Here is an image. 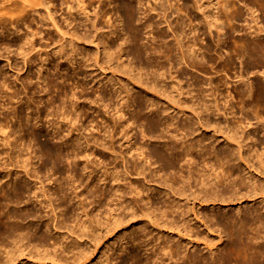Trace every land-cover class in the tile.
<instances>
[{
  "label": "bare ground",
  "instance_id": "bare-ground-1",
  "mask_svg": "<svg viewBox=\"0 0 264 264\" xmlns=\"http://www.w3.org/2000/svg\"><path fill=\"white\" fill-rule=\"evenodd\" d=\"M183 1L182 7L176 9L173 8V0H111V2H108V4L113 3L110 11L118 14L121 18L120 21H122L123 30L128 35L130 43L126 42L127 40L124 42L128 43V46L131 45L129 52L137 62L139 70L136 73L137 65L134 66V69V67L126 66L125 64L127 63L121 66L123 69L120 67L121 71H124H119L118 67L121 64L118 65V61L122 59L121 52L123 51L119 49V54L116 55L114 51H110L111 45L108 43V40L115 38L113 35V32L116 31L115 29L113 32L111 31L112 35L108 33L110 35L107 37L108 39L101 35L103 38H98L99 41L98 43L96 42L98 39L95 38L96 35L94 34L100 29L96 26L97 20H91V14L95 17H100L103 22L110 25L108 7L107 9L105 7L100 9L101 11H99L100 14L98 15L95 10L91 14L88 10V6H93L92 0H0V30L3 32L9 27L10 31L16 33L18 40L15 41V45L20 49L19 53H17L18 58L20 55L22 65L26 69L29 68V72H33L37 80L40 81L42 75L54 69V71L56 70L59 73V77L64 83L65 81L68 82L69 80L65 78L66 74H63V71L65 72L69 67L65 68L62 62L67 60L70 65L73 55L68 53L70 51H67V48L70 47L73 52L78 44H95V53L91 54L85 49L87 58L84 61H88L85 64L86 67L89 65L93 68L92 70L101 74L109 72L113 79L119 75L127 83L132 84L136 89L138 88L140 94V96L131 100L132 105L136 104L135 109L132 110V105L128 101L130 97L129 91L124 90L123 84L119 80L116 82L119 85L118 91L114 90L116 92H113L115 95L109 98L104 92L103 96L94 98V96L92 97L94 94L85 91L87 93L81 95L83 99L80 94L75 97L74 93H72L74 96V98L72 96V99H75V104L74 101L72 103L74 106L76 105V108L79 106V112L76 116L82 115L84 120L90 123V133L87 132V135L83 134L81 123H77V120L82 118H79L80 116L75 118L73 117L74 115H71L72 113L67 114L68 112L66 113L64 110L61 113V119L53 117L52 127L57 129L58 125L65 124V127L67 126L69 130L66 135L76 136V143L63 142L62 146L64 148L62 147V149L50 144L49 138L46 137L39 142L41 153L53 160V162H68V164L66 163L68 166L70 163H74L77 169L73 165L74 168L69 166V171L67 170L69 176L66 183L71 187L69 192L59 189V183V187L56 186L58 190L55 188V191L50 192L46 188L45 179L39 175L41 170L38 172V169H34L32 151L28 152L30 155L28 154L29 156L25 158L24 156L22 158V155H24L22 154V148V151L19 149L18 153H12L16 149L17 141L23 137L20 134L21 132H15L9 125L13 122V119L15 121L21 119L23 108L26 110L30 109L28 113H32V115L30 114L31 116L28 117L35 122L29 135L32 140L40 141V137L44 135L40 129L36 128L38 127L36 121L41 118L43 111L39 108L33 109L30 104L31 100L28 103V101H23L20 98V91L13 89V85L9 83L7 71L5 72L3 67L0 66V114H3L2 122H0V179L9 177L11 181L15 175V182L13 180L9 190L0 185V264H18L20 258L31 260L34 263L48 260L49 264H89L93 261L95 253L103 245V237L99 232L100 227L104 226L106 228V237L118 229H129L131 225L136 223L140 224L139 228L142 229L144 238H135L133 235L134 228L132 232H126L124 236H121L120 239L124 245L119 247L118 250L125 253L127 258L126 260L120 259L118 264H149L153 261L151 257H147L146 261L143 262V253H137L128 246V244L132 245L136 241L138 243L145 241L147 236L146 228H152L153 231L158 233L162 229H165L166 233L175 231L179 237H188L190 243L201 242L211 253L214 244L212 245L209 234H205L206 236L200 238L201 231H199V227L201 226L204 228V233L206 231L209 233L210 231L217 232L219 240L226 235L227 243L222 248V254L216 257L214 262L210 261L206 256L197 253H193L190 256L184 255L182 264H190L189 260L190 262L196 261L194 264H264V209L259 211L256 204H252L249 210L242 211L239 207L233 214H230V212L221 214L216 210L211 212L207 210V212H203L201 210L203 205L206 206H204L205 208L209 207V204L215 206L224 203V205H227L241 199H245L249 203L250 201L257 203L259 200L264 205V127L256 123H250V120H247L252 116L258 121L264 115V84L256 82L250 89L235 88L234 95H232L233 93L229 92L228 88L221 89V86L223 88V86L227 87L226 85L229 84L230 78L227 75L226 79L223 77L225 80L223 78H209L207 80L208 82L210 81V90L205 91L208 93L204 94L212 96L211 100H213V103L202 101L205 96L203 94L204 90L202 91L204 97H200L202 94L198 95L200 88H203L202 86L199 87V80L184 86L179 79V74L184 69L179 72L177 70L179 64L176 65L177 69L174 68L176 62L174 56L178 57V54L174 53L176 49L174 50L173 45L171 46L168 43L169 41L167 42L166 40L169 38V36L167 37L168 28L165 31L164 28L163 30L154 31V37L161 42L160 44L157 43V40L155 42V39L153 42L156 44L153 42V44L142 42L143 33L141 34V31L146 30V33L151 36L152 28L159 24H156L158 18L156 20L155 18L153 19V14L156 13L155 10L158 7L164 12L161 14L164 17L158 14L161 16L159 21L162 22L164 18V21L168 23L169 29L171 28L172 33H174L172 34L173 38L177 39L176 41L182 54L181 60H185L182 63H188L186 65L194 67L200 64L199 61H195L196 56L190 58L189 52L188 54L186 52L197 48V42L203 40H200L199 36L205 35L206 42L200 43H203L201 44V49H203L202 57L207 64L211 66V64L217 63L220 68L225 70L233 66L232 64L238 59L243 65L244 71L248 72L249 69L264 66V28L259 25L260 19L264 20V0ZM96 2L99 4V2H104V0H96ZM161 10H159V13ZM167 10L176 12V17H179L181 11L187 12L189 17V20H187L190 22L187 25L190 26L189 28L193 33V43L188 41L187 35H183L187 36L185 37V39L187 38L186 42L192 44L185 46L179 39L182 36V31L185 30L183 28L181 31L183 26H179L181 18H179L177 25L175 24L172 27V24H170L172 19L170 21V17L167 19ZM66 16L71 17L74 23L80 20L79 23L87 27L88 34L85 32L80 35L76 30L64 25L60 19L67 21L65 19ZM193 21L196 24L192 25L193 27L191 28ZM195 25L196 27H194ZM90 28L95 31L92 36L88 32ZM147 29L150 30L147 32ZM214 31L217 34L223 31L221 33L223 37L220 34L215 35ZM100 43L106 51V61L101 58ZM191 46L194 48L193 50ZM6 47V51L9 47L11 52L10 46ZM6 47H3V49L5 50ZM192 53L194 54V52ZM116 58L119 59L117 65L115 63ZM145 60H147V63L144 64ZM55 61L56 64H53ZM113 61L117 69L112 64ZM179 62L181 63V61ZM164 63L168 64V66ZM206 63H203V65ZM8 67L11 68V66ZM19 67L15 71L18 75L23 68ZM154 67L156 70L153 69ZM142 68L146 70L144 74H142V71H144ZM173 69L177 71H173ZM72 71L75 73L74 69ZM17 74L16 80L20 79ZM24 74V77H21L22 88L30 89V93L34 89L32 94L38 95L29 73ZM74 76L77 75L75 74ZM13 78L15 79V76ZM241 78L243 79L244 77L241 76ZM52 84L53 81L49 80L48 86H53ZM82 85H84L83 88L80 86L82 91L92 88L88 83ZM93 90L91 89V91ZM143 94L145 96H141ZM41 96L42 93L38 95L40 99L42 98ZM64 96L66 98L67 94L64 93ZM148 96L150 97L148 98ZM233 98L237 99H235L236 102H234L235 100L233 101ZM58 99H61V97L59 96ZM58 99H52L51 103H57ZM72 99L70 98V102ZM115 99L118 106L113 103ZM61 100L63 101V99ZM104 100L110 101L109 103H113V105L115 104L116 108L114 106L115 109L113 108L112 114L109 111L110 106L108 109H104L105 111H101V106H103L102 108H107V101L103 102ZM122 100L123 102H121ZM15 101L18 104L16 107H14L15 104L12 105ZM103 103L106 104L104 105ZM159 104L163 107H159ZM149 106L151 109L147 113L145 110ZM198 109L201 110L198 111ZM238 111L241 115H239ZM95 113L96 115L89 118L91 117L90 115ZM106 113L111 115L107 118L105 116ZM173 113L175 114L173 115ZM177 115L180 119L181 117L183 118L180 123L178 118L175 117L176 121L173 117ZM189 115L193 118L191 122L187 120ZM99 118L101 122L97 120ZM139 123L144 127L143 130L139 131L143 139L150 140V145L147 144L148 147L146 148L138 143L136 144V141L133 140L135 134H137L134 131L138 130L136 128ZM87 126L89 127V125ZM170 127H174L173 131L175 133L167 132L171 130L169 129ZM55 129H52L53 134ZM199 130L205 132L210 130L213 135L206 133L209 138L220 135L222 139L219 140L223 143L221 147L224 146L223 148L226 147L227 149H218L216 146L204 143L207 136L201 135L198 139L191 142L188 141V143L186 142L188 139L185 140L186 138H183V136L191 137ZM15 134H19V139ZM179 134L180 137H178ZM30 148V145H27V149L30 150ZM211 157H213V160ZM202 162L205 164L202 168H199L198 165ZM152 165H155L154 167H157V169L153 170ZM49 178L51 179V176ZM50 179L48 180L50 181ZM19 180H23V183L17 184L16 182ZM30 180H32L31 185L29 183ZM95 180L96 182H94ZM150 181H153L154 185H149ZM46 182L48 184V181ZM81 186L84 187L85 191L87 190L86 197L96 195L99 198V204H101L100 199L108 200V202L111 201L112 203L116 201L115 205L118 206L120 204L118 208H122V210L118 213L116 211L117 207L114 208L115 205L113 208L108 207L107 211L109 213L107 212V214L109 216L106 218V222L101 221L97 209V212L95 211L96 213H94L93 209L85 207V197H81L84 195H81L83 191L78 190ZM89 187L90 189L88 190ZM30 193H33L31 197L34 196V199L38 197V200L35 199L40 205L38 211L48 207V211L53 216V219L49 221L62 216V213L57 214L56 208L65 207L68 202L74 200L75 202H71L75 203L73 204L74 206L66 213L77 211L84 219L80 223L73 225L70 230H66V235L65 233H60L59 239L71 247L72 241L69 235H76L78 239L84 238L88 245V250L78 246L77 250L70 256V260L62 259L61 256L58 257L57 250H54V253L51 254L48 248L44 247L45 236L39 232V224L34 223L42 218V212L31 211L26 206L24 210H4V207L9 204H21L23 198L29 197ZM52 194H56L60 199L58 207L52 201V197L54 198L56 195L52 196ZM129 194L134 195L132 197H135V201L127 199ZM154 195L160 197V201H154V197L152 198ZM31 197H29L30 200ZM27 203L28 201L25 204ZM142 203L143 206L140 207ZM197 205L199 208H197ZM182 206L185 207L183 208ZM64 209L66 210V208ZM188 217L189 219H187ZM44 220L40 226L49 231L51 223L48 220ZM143 222H145L144 226ZM62 226V222L59 221L53 228L56 232L61 230ZM166 236L169 239L170 236L168 234ZM164 239L159 238L158 241L156 239L153 241V244H158L159 253L167 256L168 260H173L176 256H180L182 242L178 238L177 240L170 238L169 241L174 242V245H171L165 243ZM148 240H153V236L148 237ZM59 241L53 240V246L57 248ZM152 252L153 250L151 249L145 254L149 256ZM111 262V254L105 252L94 264H113Z\"/></svg>",
  "mask_w": 264,
  "mask_h": 264
},
{
  "label": "rangeland",
  "instance_id": "rangeland-1",
  "mask_svg": "<svg viewBox=\"0 0 264 264\" xmlns=\"http://www.w3.org/2000/svg\"><path fill=\"white\" fill-rule=\"evenodd\" d=\"M93 1V6H88V10L90 11V14L91 13H93L94 12V10L96 11V12H98V15L100 14L99 13V11H101L100 9H104V7H105V9H107V7H108V12H109V16L108 17H110L109 19H110V21H111V23H110V25H109V23L107 24V23H105V22H103V20L102 19H100V17H95L93 14H91V20L92 19H95V21H96V26L100 29L97 33H95V31L93 30V29H89V34L92 36L94 33V35H96L95 36V38L96 39H98V38H103L101 35H103L104 37H109L110 35H108V33L109 34H111L112 35V32L114 31V29L117 31H115V32H113L114 34V36H115V38H113V39H111V40H108V43H109V45H111L110 47H111V49H110V51L112 52V51H114V53L116 54V55H118L119 54V49H122V51L124 52H121V58L122 59H120V61L122 62H120V61H118L119 59L118 58H116L114 61H115V63H116V65H117V61H118V65H120L118 68L120 69V67L123 65L124 66V64L125 63H127V64H125L126 66H130V68L132 67H134L135 65H137V62L135 61V59L133 58V56L130 54V48H131V45L130 46H128L129 44L128 43H130V41H129V38H128V35L126 34V32L123 30V25H122V21H120L121 20V18L118 16V14H114V12L113 11H110V8L113 6V3H109L108 4V2H111V0H104V2H99V4H98V2H96V0H92ZM103 1V0H102ZM172 1V0H171ZM175 1V2H174ZM175 4H174V3ZM173 2H172V5H173V8L174 9H176V8H181L182 7V3L184 2L183 0H173ZM96 4H98V5H96ZM112 5V6H111ZM167 5V4H166ZM99 7V8H97V7ZM178 6V7H177ZM96 8H97V10H96ZM157 10H155L156 11V13H154L153 14V19L155 18V20L158 18V20H156L157 21V23L156 24H158V25H160V26H156V27H154V28H152L153 29V31L151 30V32H153V33H151L150 32V35L152 36H149V33L147 34L146 33V30H143V31H141V34H142V42H144V43H146V44H148V43H150V44H156L155 42H157L158 44H160L161 42H159V40L158 39H156V37H154L155 35V33H154V31H156V30H163V28H164V31L168 28L169 29V27H168V23L167 22H165L164 21V16L163 15H161V14H163L164 12H162V10L161 9H159L158 7L156 8ZM173 9V10H174ZM159 10H161V12L159 13ZM173 10H172V12H171V10L169 11V10H167L166 11V15L168 16V18L167 19H169V17H170V19H169V21L171 20V22H170V24H172V27L173 26H175V24L177 25V22L179 21V18H181L180 19V21H179V23H181V24H179V26L180 27H182V29H181V31L183 30V28H185V30H183L182 31V36H180V40L182 41V43L186 46L187 44H192L193 42L192 41H194V38H193V33L191 32V30H190V26H188L189 25V17L187 16V12L186 11H181V14L179 15V17H176V15L175 14H177L176 12H173ZM42 11V10H41ZM142 11H143V9H142ZM169 11V12H168ZM168 12V13H167ZM161 15V16H163L162 18H163V24H162V22L161 21H159L160 20V18H161V16H159V15ZM170 16H169V15ZM186 16H185V15ZM172 17V18H171ZM175 17V18H174ZM119 18V19H118ZM177 18H178V20H177ZM65 19L67 20V21H64V20H62V19H60V21L61 22H63L64 23V25H68V27L69 28H71V29H74V30H76L80 35H82V34H84L85 32L87 33V27H85L84 25L82 26V24L81 23H79L80 22V20H79V22L78 21H76L75 23H74V21H72V18L71 17H69V16H66L65 17ZM112 19V20H111ZM117 19V20H116ZM175 19V21H173ZM188 19V20H187ZM101 20V21H100ZM154 20V21H155ZM182 20V21H181ZM261 20V21H260ZM259 21V25L261 26H263L262 28H264V20L261 18ZM92 21H94V20H92ZM109 21V22H110ZM172 21H173V23H172ZM182 22H183V24L185 25V23H186V25L184 26L183 24H182ZM189 22V23H188ZM195 22L197 23V21L195 20ZM194 21L192 22V24H191V28L193 27L192 25H194V24H196ZM105 23V24H104ZM162 24V26H161V24ZM187 23H188V25H187ZM107 24V25H106ZM174 24V25H173ZM101 27V28H100ZM121 27H122V31H121ZM158 27V28H157ZM166 27V28H165ZM194 27H196V25L194 26ZM103 28V29H102ZM160 28V29H159ZM86 29V30H85ZM101 29H102V31H101ZM167 29V37L169 36V38H167L166 40H167V42L172 46L173 45V49L175 50V52L174 53H177L178 54V57L177 56H174L175 58H174V60L176 61L175 62V67L174 68H176L177 66V64H179L178 66L180 67H178V69L177 70H179V72H180V70H182V69H184L183 71H181L180 72V74H179V72H178V74H179V79H180V81H181V83H182V85H184V86H187V85H189V84H191V82H194V81H198V83H199V87H203V88H200V93H198V95L200 94H202V91H203V94L204 93H206L205 91H208V90H210V88H209V82H208V80H209V78H213V79H219V78H225L226 79V75L230 78L229 79V84L228 85H226L227 87H225V86H223V88H222V86H221V89H226V88H228L227 90L230 92H232L231 94L232 95H234V91L236 90V89H250L251 88V86L252 85H254V83H256V82H261V83H263L264 84V66H259V67H256V68H253V69H249L248 70V72H245L244 71V67H243V65L241 64V62H239L240 60H238V59H236L237 61H235L232 65L233 66H231V67H229V68H226L225 70H223L222 68H220V66H218L217 65V63L215 64V63H213V64H211V66H210V64H207L206 63V61L203 59V49H201V44H203V43H205L206 41L205 40H207L206 39V36L205 35H201V36H199L200 37V40H202V41H199V39H198V41L199 42H197L198 43V45H196V47L197 48H193L192 46V48L191 47H189V48H191L193 51H187L186 52V50H185V52L188 54V52H189V55H190V58H194V56H196L197 58H195L196 60V62H198L199 61V65L198 66H190V65H186V64H188V63H182L183 62V60L184 59H182L181 60V58H182V54H181V49H180V47H179V45H178V43H177V39L174 37L173 38V35L172 34H174V33H172V31H171V28L168 30ZM188 29V30H187ZM213 29H215V28H213ZM150 29H147V32L149 31ZM1 31V30H0ZM109 31V32H108ZM112 31V32H111ZM171 31V32H170ZM186 31V32H185ZM2 32V31H1ZM0 32V66H2L3 67V69H4V71L6 72V74H7V76H8V78H9V83L11 84V85H13V89H18V91H20L19 93H21V95H20V98L21 99H23V101H28V103H30L31 104V107L33 108V109H37V108H39V109H41L42 111H43V114L41 115V118L40 119H38V121H36L37 122V126L38 127H36V128H38V129H40L41 130V133L44 135V136H41L40 137V141H34V140H32V138L30 137V135H29V132H31V130L33 129V126H34V120H32V119H30L29 117L32 115V113H28V112H30V111H28V110H30V109H25V108H23V112H22V116H21V119L19 120V121H15V119H13V122H11L9 125H11L10 126V128L13 130L14 129V131L15 132H17V133H20L21 135H22V137L23 138H20V140H18L17 142V146H16V149L15 150H13L14 152H12V153H15V152H17L19 149L21 150V148H22V154H24V155H22V158H23V156H24V158L25 157H27V156H29L30 155V153H28V152H31V154L34 156V158H33V164H34V169L35 170H37L40 174V177L41 178H43V179H45V183H46V188H48L49 190H50V192H52V191H55L56 189L58 190V187H59V185H58V183L60 184V188L59 189H62L63 191H68L69 192V190H70V185H67V181H68V176H69V170H68V168H70L71 166H72V168H74V166H75V169H77V166L76 165H74V163L72 164V163H70L69 164V166L67 165L68 164V162H60V161H54L53 162V160H51V159H49V158H47L46 156H44L42 153H41V150H40V144H39V142H41L42 140H44L46 137L47 138H49L48 140H49V143L50 144H53L54 146H57L58 148L60 147V148H62L63 146V142L64 143H76V139H75V137L76 136H74V135H66V133H67V131L69 132V130H68V127L66 128L65 127V124H61V126L60 125H58V128L57 129H59V127H60V131L59 130H57V129H55V127L53 128L52 127V125H51V122L52 121H54V119H53V117L56 119V118H58V119H61L62 118V115H61V113L65 110V112L67 113V114H71L73 117H79L80 115V113L78 114L79 116H76L77 115V113L79 112L78 111V109H79V106L76 108L75 106H74V104H75V99L73 100L72 99V96H73V94L72 93H74V96L75 97H77V96H79V94H80V96L83 94V93H87V92H90L91 94H94V95H92V97L94 96V98L95 97H100V96H103L104 95V93H105V95L107 96L108 95V98L110 97V96H114L115 95V91L117 90L118 91V89H119V85H117V80H119V81H121L122 82V84H123V88H124V90H127V91H129L128 93H129V95H130V97H129V99H128V101H129V103H131L132 101L131 100H133V99H135V98H137V96H140V94H139V89L137 90L136 89V87H133L132 86V84H129V83H127V81H125V79H123L122 77H119V75H117L116 76V78L115 79H113L110 75H109V72H106V74H101V73H99L98 71L96 72L95 70H92L93 68H91L89 65L86 67V63H88V61H84V59L85 58H87V55H86V51H89L91 54H93V53H95V51L96 50H94V49H96V46H95V44H85V45H83V44H78V45H76V48H75V51H73L72 52V50L70 49V47L69 48H67V51H70V52H68V53H70L71 55H73V57H72V59L73 60H75V61H73L72 60V62L70 63V65H72L71 67H70V65H69V63L67 62V60H65V61H63L62 63L65 65L64 67L66 68V67H69V68H67L66 70H65V72L63 71V74H66L65 75V78H67L69 81L68 82H66L65 81V83L62 81V79L59 77V73L55 70L54 71V69H51L50 71H48V73L46 74H44V75H42V79L39 81V80H37V77L35 76V74L33 75V72L31 73V71L29 72V68L28 69H26V67H24L23 65H22V62H21V58H20V55H19V58H18V54L17 53H19V51H20V49H19V47H17L16 45H15V41H17L18 39V37H17V35H16V33L14 32H12V31H10L9 30V27L8 28H6L2 33ZM100 32V33H99ZM170 32V33H169ZM184 32V33H183ZM190 32H191V34H190ZM223 31H221L220 33H218V34H220V36L221 37H223V35L221 34ZM118 33V34H117ZM123 33V34H122ZM170 35H169V34ZM196 33H197V31H196ZM88 34V33H87ZM106 34V35H105ZM187 35V36H184V35ZM214 34L215 35H218L217 34V32L216 31H214ZM118 35V36H117ZM120 35V36H119ZM126 35V36H125ZM118 38H117V37ZM175 36V35H174ZM16 37V38H15ZM154 37V38H153ZM183 37V39H185V37H187L188 38V41L189 42H192V43H189V42H186V40H187V38L185 39V40H183V39H181ZM198 37V38H199ZM124 38H125V40H124ZM128 38V39H127ZM190 38V39H189ZM193 38V39H192ZM95 39V40H96ZM108 39V38H107ZM122 41H120V40ZM155 39V40H154ZM127 40V41H126ZM144 40V41H143ZM153 40L155 41V42H153ZM157 40V41H156ZM191 40V41H190ZM98 41H99V39L98 40H96V42L98 43ZM110 41V42H109ZM124 41H126V42H128V43H126V42H124ZM146 41V42H145ZM148 41V42H147ZM153 42V43H152ZM200 42H203V43H200ZM5 43V44H4ZM14 43V44H13ZM120 43V44H119ZM122 43V44H121ZM124 43H125V45H124ZM186 43V44H185ZM127 44V45H126ZM5 45V46H4ZM10 46V50H11V52L9 51V47H8V52L6 51V49H7V47L6 46ZM120 45H122V46H120ZM99 46H100V49H99V51H100V55H101V58L103 59V60H105L106 61V59H107V56H106V51H105V49H104V46H102V44L100 43L99 44ZM175 46V47H174ZM185 46H184V49H185ZM198 46H200V48H198ZM3 47H6L5 48V50L3 49ZM102 47H103V49H102ZM118 47V48H117ZM130 47V48H129ZM85 49H86V51H85ZM118 51V52H117ZM177 51V52H176ZM73 54H72V53ZM103 52H105L104 54H103ZM191 52H194V54L192 53L191 54ZM214 54H215V52H213ZM224 53V52H223ZM176 54V55H177ZM16 55H17V57H16ZM86 55V56H85ZM188 55V56H189ZM192 55H193V57H192ZM217 55V54H216ZM225 55V54H224ZM223 55V56H224ZM8 58H7V57ZM181 56V57H180ZM84 57V58H83ZM7 58V59H6ZM8 59H10L9 61H7ZM76 59H77V61H76ZM178 59V60H177ZM201 59V60H200ZM80 60H82V61H80ZM80 61V62H79ZM114 61H113V65L115 64L114 63ZM147 60H145L144 61V64L145 63H147L146 62ZM179 61H181V63H182V65H181V63L179 62ZM185 61V60H184ZM205 61V62H204ZM12 62V63H11ZM20 62V63H19ZM85 62V63H84ZM10 65H9V64ZM56 64V61L55 62H53V64ZM82 65H81V64ZM203 63H206V64H204L203 65ZM18 64V65H17ZM46 64H48V62H46ZM69 66H68V65ZM84 64V65H83ZM165 64V63H164ZM19 65H20V67H19ZM80 65V66H79ZM116 65H114V67L116 68ZM132 65V66H131ZM165 65H167L168 66V64H165ZM181 65V66H180ZM200 65H203V66H200ZM8 66H11V68L10 67H8ZM17 67H19V68H22V72L20 71L19 72V75L17 74V72H15L16 71V69H18ZM122 68V67H121ZM8 69V70H7ZM75 70V73H73V71L72 70ZM117 69V68H116ZM123 69V68H122ZM134 69H135V67H134ZM143 70H144V68H142ZM153 69H155V67L153 68ZM176 69H173V71L174 70H176ZM53 70V71H52ZM60 70V69H59ZM148 70V69H147ZM156 70V69H155ZM176 70V71H177ZM18 71V70H17ZM27 71V72H26ZM72 71V72H71ZM119 71H121V69L119 70ZM124 70H122L121 72H123ZM138 65H137V69H136V73H138ZM134 72H135V70H134ZM146 72V70H144V71H142V74H144ZM24 73H26V74H28L29 73V75H30V78H32V83L34 84L33 86H34V88L36 89V91L38 92H36V94H41L42 93V98L40 99L39 97H38V95H33L32 94V92L34 91V89L33 90H31V93H30V89H25L24 87L22 88V86H23V82H22V85H21V77H24ZM73 73V74H72ZM183 73V74H182ZM241 73V75L239 76V74ZM16 74L18 75V77H20V79L18 78L17 80H16ZM77 75V76H74V75ZM237 75H238V77H237ZM15 76V79L13 78ZM35 76V77H34ZM144 76V75H143ZM193 76V77H192ZM241 76H243L244 78V80L241 78ZM78 77V78H77ZM197 77V78H196ZM77 78V79H76ZM194 78H195V80H194ZM223 78V80H225ZM240 78H241V80H243V81H241L240 80ZM23 79V78H22ZM66 79V80H67ZM74 79H75V82H74ZM79 79V80H78ZM208 79V80H207ZM49 80H52L53 81V86H48V81ZM14 81H16V82H14ZM38 81V83H36L35 84V82H37ZM79 84H78V83ZM14 83H15V85H14ZM86 83H88L89 85H91V89L94 91H91V89L89 90H84V91H82V88H83V86L84 85H82V84H85L86 85ZM76 84H78L77 86H76ZM89 85H88V88H89ZM80 86L82 87V88H80ZM236 88V89H235ZM80 89H81V91H80ZM111 90V91H110ZM115 90V91H114ZM11 91V90H10ZM85 91H87V92H85ZM96 91V92H95ZM40 92V93H39ZM104 92V93H103ZM108 92H110V93H108ZM113 92H115V93H113ZM124 92V91H123ZM64 93H66L67 94V97L65 98V96H64ZM96 93V94H95ZM101 93H103V94H101ZM112 93V94H111ZM208 93V92H207ZM206 93V94H207ZM209 93H210V91H209ZM72 94V95H71ZM99 96H98V95ZM111 94V95H110ZM123 94V93H122ZM203 94L200 96V97H206L207 95L206 94H204V96H203ZM97 95V96H96ZM26 96H27V98H26ZM59 96L61 97V99H63V101H64V103H63V101L61 100V99H58L59 98ZM74 96H73V98H74ZM141 96H145V94H143V95H141ZM30 97V98H29ZM63 97V98H62ZM82 97V96H81ZM85 97V96H84ZM150 96H148V98H149ZM205 97L204 98H202V101H210V103H213V100H211L212 98V96L210 97V95H208L207 97H206V99H205ZM29 98V99H28ZM70 98L72 99L71 100V102H70ZM144 98V97H143ZM24 99H26V100H24ZM28 99V100H27ZM52 99H58V102H60V103H55L56 104V106H55V104H52L51 103V100ZM82 99H83V97H82ZM205 99V100H204ZM236 98H233V101L235 100ZM31 100V101H30ZM33 100V101H32ZM66 100V101H65ZM237 100V99H236ZM236 100L234 101V102H236ZM30 101V102H29ZM72 101H74V104L72 103ZM107 100H104L103 102H106ZM136 101H138L137 99H136ZM110 102V101H109ZM108 101L106 102V103H103L104 105L106 104L107 105V108H102L103 106H101V111H105L106 109H108V107H109V111L111 112V114L113 113V108H114V106H115V104L117 103L116 102V99H115V102L113 101V103H115L114 105H113V103H109ZM121 102H123V100L121 101ZM17 102L15 101L12 105H14V107H16L18 104H16ZM63 103V104H62ZM57 104H59L58 106H57ZM73 104V105H72ZM108 104H111V105H108ZM61 105V106H60ZM81 105V104H80ZM83 105V104H82ZM100 105H101V103H100ZM117 105V104H116ZM130 105H132V103L130 104ZM135 103L131 106V109L132 110H134L135 109ZM63 106H65V107H63ZM73 106V107H72ZM113 106V107H112ZM118 106V105H117ZM63 107V108H62ZM112 107V108H111ZM159 107H163V106H161V104H159ZM31 108V109H32ZM65 108V109H64ZM76 108V109H75ZM115 108H116V106H115ZM114 108V109H115ZM194 108V107H193ZM105 109V110H104ZM112 111H111V110ZM151 109V107L149 106V108L147 109V110H145V112H147L148 113V111ZM196 109H197V107H196ZM1 110V109H0ZM201 109H198V111H200ZM238 113H239V111H238ZM31 114V115H30ZM107 114V115H106ZM105 114V116L108 118L111 114L110 113H106ZM175 113H173V115H174ZM204 114V113H203ZM94 115H96V113L95 114H92V115H90L91 117H89V118H92ZM172 115V114H171ZM239 115H241L240 113H239ZM29 116V117H28ZM61 116V117H60ZM128 116V115H127ZM202 116H204V115H202ZM3 117V114H0V122H2V118ZM82 117V118H81ZM174 118L176 117V118H178V122L180 123L181 121H183V118L181 117V119L178 117V115L177 116H173ZM79 118H81L80 120H77V123H81L80 125H82V131H83V134L85 135L87 132H89L90 133V131H89V128H90V123L88 122V121H85L84 120V116H80ZM175 118V120L177 121V119ZM192 117H191V115H189V118L187 119L188 121H193V118L191 119ZM28 119V120H27ZM57 119V120H58ZM180 119V120H179ZM221 119H222V117H221ZM84 120V121H83ZM98 121L99 120H101L100 118L99 119H97ZM250 123H253V124H257V125H261V126H263L264 127V115L262 116V119H259L258 121L256 120V119H254L252 116H250V118L249 119H247ZM26 121H28V122H26ZM80 121V122H79ZM82 121V122H81ZM3 122H5V120H3ZM16 122V123H15ZM99 122H101V121H99ZM83 123V124H82ZM88 123V124H87ZM50 124V125H49ZM85 124V125H84ZM84 125V126H83ZM87 125H89V127L87 126ZM88 127V129H86L87 127ZM85 128V129H84ZM52 129H55L54 131H55V133L57 134H53V130ZM136 129H138L137 131L135 130L134 132L135 133H137V134H135V136H134V139L133 140H135L136 141V144L138 143L140 146H145L144 148H146V147H148V145L147 144H149L150 145V140H146V139H143V136L140 134L141 132H139L140 130H143L144 129V127H143V125L141 124V123H139V126L137 125V128ZM169 129H171V130H169ZM169 129H167V130H169V131H167V132H169V133H175V131H173V129H174V127L172 128V127H170ZM17 130V131H16ZM84 130H85V132H84ZM87 130V131H86ZM57 131V132H56ZM59 131V132H58ZM95 133V132H94ZM210 135L211 134V136L213 135V133L209 130L208 132H205V131H203V130H199V131H197L196 133H195V135H192L191 137H184L183 135H181V136H183V138L185 139V140H187L186 142L188 143V141H193V140H195V139H198V137H200L201 135L202 136H204V137H208V135ZM51 136H50V135ZM66 136H65V135ZM68 134V133H67ZM88 134V133H87ZM86 134V135H87ZM96 134V133H95ZM16 135V137H18V135L17 134H15ZM15 135H14V138H15ZM47 135V136H46ZM64 135V136H63ZM53 136V137H52ZM65 137H67V138H65ZM70 137V138H69ZM72 137V138H71ZM73 137H74V139H73ZM178 137H180V134L178 135ZM205 138V141H204V143H209L211 146H216L218 149H223V150H226L227 148L225 147V148H223V147H221L222 145H223V143H221V140H219V139H222V138H220V135L219 136H216V137H212V138ZM61 138H63V139H61ZM182 138V139H183ZM216 138H218V139H216ZM17 139V138H16ZM18 139H19V137H18ZM73 139V141H71ZM38 142V143H37ZM69 143V144H70ZM157 143V142H156ZM27 145H30V150L29 149H27ZM139 145H137V146H139ZM64 148V147H63ZM62 148V149H63ZM19 150V151H20ZM29 150V151H28ZM18 153V152H17ZM16 154V153H15ZM29 154V155H28ZM26 155V156H25ZM212 158V160H213V157H211ZM70 160V159H69ZM139 161H142V160H139ZM53 164H52V163ZM78 162H79V160H78ZM67 163V164H66ZM204 162H202V163H200L199 165H198V167L199 168H202L203 166H204ZM74 165V166H73ZM153 166V165H152ZM155 166V165H154ZM153 166V170H156L157 169V167H154ZM156 166H157V164H156ZM156 168V169H155ZM68 170V171H67ZM159 170V169H158ZM51 176V179L49 178ZM48 178V179H50V181L48 180V179H46V178ZM24 178V177H23ZM22 178V179H23ZM149 179V178H148ZM2 180V181H1ZM13 180H14V182H15V175L12 177V179H11V181H10V179H9V177H4L3 179H0V185H2L6 190H9L10 189V185L13 183ZM24 180V179H23ZM22 180V181H23ZM21 180H19V181H17L16 183L17 184H20V182L21 183H23ZM46 181H48V184H47V182ZM19 182V183H18ZM94 182H96V180L94 181ZM152 182V183H151ZM30 185H31V183H32V180H30ZM62 184V185H61ZM154 185V182L153 181H150L149 182V185ZM56 186H58V187H56ZM63 186V187H62ZM56 188V189H55ZM90 189V187L88 188V190ZM79 191H83L82 193H81V195H83V196H81V197H85L84 198V204H85V207L87 208V209H93V211H94V213H96L97 211H96V209L98 210V212L97 213H99V216H100V218H101V221H104V222H106V218H108V214H107V212L109 213V211H107L109 208H113L114 207V205H115V203H116V201H114L113 203L111 202V201H109L108 202V200H103V199H100V202H101V204H99L98 203V200H99V198L96 196V195H93L92 197H86V193H87V190L85 191L84 190V187L83 186H81L79 189H78ZM77 190V192H79ZM80 193V192H79ZM86 194V195H85ZM33 195V193L31 194L30 193V196L29 197H31ZM54 195H56V194H52V196H54ZM133 195V194H132ZM132 195L131 194H129V195H127V199L128 200H134L135 199V197H132ZM95 196V197H94ZM129 196V197H128ZM134 196V195H133ZM28 196L27 197H24L23 198V201L21 202V204H19V205H16V204H9L8 206H5L4 207V210L5 211H14V210H24L25 209V206L29 209V210H31V211H34V212H37L38 211V209L40 208V205H39V203L36 201V200H38V197H37V199H36V197H35V199H34V196L33 197H31V200H30V198H29ZM154 197V198H153ZM152 198H153V200L154 201H160V197H158L157 195H154V196H152ZM152 198H151V200H152ZM39 199H40V197H39ZM35 202H34V201ZM256 200V199H255ZM28 201V203L27 204H25L26 202ZM52 201H53V203H54V205L56 206V207H58L59 206V202H60V199L57 197V195L56 196H54V198L52 197ZM72 201H74V200H72ZM71 201V202H72ZM135 201V200H134ZM257 201V200H256ZM259 201V200H258ZM257 201V203L256 202H254L253 201V203H252V201H250V203L247 201H245V199H241V200H238L237 202L235 201V202H233V204L231 203V204H225L224 205V203L222 204H220V205H215V206H213V205H210L209 204V207H207V208H205L206 206L205 205H203V207L201 208V210L203 211V212H205L206 210L207 211H209V212H211V211H213V210H216V211H218L219 213H221V214H224V213H226V212H230V214H233L236 210H237V208H241V210L242 211H244V210H249V208H251V206H252V204L253 205H255L256 204V207H257V209L259 210V211H263V209H264V205H262V203H260V201L258 202ZM71 202H68L66 205H65V207L64 206H61L60 208H61V211H60V208L58 207V208H56V212H57V214L59 215L60 213H62V216H60V217H58V219L57 218H55L53 221H49L50 219H53V216H52V214L50 213V211H48V207H44L43 209L44 210H39L38 212L39 213H41V215H42V218L39 220V221H35L34 223H38L39 224V227L38 228H40L38 231L39 232H41V234L42 235H44L45 237V240H44V247L45 248H48V251L51 253V254H53L54 253V250L57 252V254H58V257H60L61 256V258L63 259H69L70 260V256L72 255V253L73 252H75L76 250H77V248H78V246H81L84 250H88V245L86 244V241H85V239L84 238H76V235H69V237L71 238V241H72V245H71V247H69V246H67L66 245V242H62L61 241V239H59L60 238V233L61 234H63V233H65V235L67 234L66 233V230H70L71 228H72V226L73 225H75L76 223H80L81 221H82V219H84V217L82 216H80L79 214H78V212L76 211V212H72L71 213V211H69V212H67L66 213V211H68L69 209H71V207L72 206H74L73 204H75L74 202L73 203H71ZM179 202H182V201H179ZM183 204V203H182ZM195 204H197V203H195ZM203 204H205V203H203ZM120 204H118V206H119ZM150 205V204H149ZM230 205V206H229ZM118 206H116L115 205V207L114 208H116L117 207V210L116 211H118V213H120V211L122 210V208H118ZM143 206V203L142 204H140V207H142ZM164 206V205H163ZM162 206V207H163ZM205 206V207H204ZM213 206V207H212ZM109 207V208H108ZM161 207V208H162ZM183 208L185 207V206H182ZM64 208H66V210L64 209ZM108 208V209H107ZM164 208V207H163ZM197 208H199V206L197 205ZM205 208V209H204ZM47 211V212H46ZM96 211V212H95ZM206 211V212H207ZM106 214H107V216H106ZM190 218H192V217H190ZM45 219V220H44ZM187 219H189V217L187 218ZM49 221V223H51V225H50V228L48 229L49 231H47V230H45V228L44 227H42V226H40V224L42 223V221ZM62 222V224H63V226H62V228H61V230H59V231H56L55 232V229L53 228L54 227V225L57 223V222ZM184 222V221H183ZM182 222V223H183ZM144 223L145 222H143V226H144ZM193 223V222H192ZM131 224V223H130ZM129 224V225H130ZM181 224V223H180ZM139 226H140V224L139 223H136L135 225H131L130 226V228L129 229H123V230H116L114 233H112V234H109V235H107L106 237H105V232H106V228L103 226V227H100L99 228V232H100V235L103 237V245L101 246V248L99 249V251H97L96 253H95V255H94V259H93V261L92 262H90L89 264H94L98 259H99V257L100 256H102L105 252L106 253H108V254H111V260H112V262L111 263H113V264H118V261L120 260V259H124V260H126V258H127V255L125 254V253H122V252H119V250H118V248L119 247H122L124 244L121 242V239H120V237L121 236H124L125 234H126V232H132V229L134 228V233H133V235H134V237L135 238H137V237H139L140 239H143L144 238V233H143V231H142V229L141 228H139ZM165 230V229H164ZM163 229L160 231V233H158V232H156V231H153V229L152 228H146V233H147V236L145 237V241H143V242H140V243H138L137 241L136 242H134V244H132V245H130V244H128V246H130L131 247V250H134V251H136L137 253H139V252H141V253H143L142 254V261L143 262H145L146 261V258L147 257H151L152 258V262H150L149 264H182V257L185 255V256H190L191 254H193V253H197V254H201V255H203V256H206L210 261H215V258L216 257H218L219 255H221L222 254V248L226 245V243H227V237H226V235H224V238H222L221 240H219V238H218V234H217V232H211L210 231V233L209 232H203L204 231V228L201 226V227H199V231H201L200 232V238H202V237H204V236H206L205 234H209V238H210V241H212V245L214 244V247H213V249H212V252L210 253V251L201 243V242H198V243H195V242H192V243H190V240H189V238L188 237H179V236H177V234H176V232L175 231H168V233H166L167 231H164ZM59 234H58V233ZM203 232V233H202ZM166 234H168L170 237H169V239L170 238H172V239H176L177 240V238L179 239V241H181L182 242V245L180 246V250H181V254H180V256H176L175 258H173V260L171 259V260H168V258H167V256H165V255H163L162 253H159L160 252V248L159 247H157L158 246V244L157 245H155V244H153L154 242V240L156 239L157 241H158V239L159 238H161V239H164L165 237H166V239H164L166 242L165 243H167V244H171V245H174V242L172 243L171 241H169V239L167 238V236H166ZM170 234H172V235H170ZM59 235V236H58ZM150 236H153V240H148V237H150ZM161 236V237H160ZM159 237V238H158ZM171 239V240H172ZM53 240H60L59 242H58V245H59V247H58V245H57V248L55 247V246H53V244H52V242H53ZM148 240V241H147ZM159 243V242H158ZM161 244H163V243H161ZM55 247V248H54ZM151 249L153 250V252L149 255V256H146V252H149V251H151ZM145 250H146V252H145ZM145 254V255H144ZM163 256V257H162ZM35 257H36V255H35ZM161 257H162V259H161ZM200 261V260H199ZM198 261V262H199ZM193 264L194 263H196V261L195 262H193V261H191ZM190 262V260H189V263L190 264H192ZM49 264V262H48V260H41V261H38V263L36 262V263H34L33 261H31V260H25L24 258H20L19 259V263L18 264ZM200 263V262H199Z\"/></svg>",
  "mask_w": 264,
  "mask_h": 264
}]
</instances>
